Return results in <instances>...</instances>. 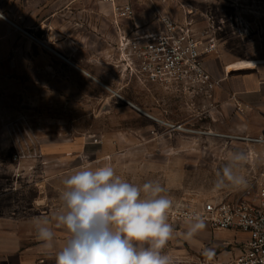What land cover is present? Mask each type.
Here are the masks:
<instances>
[{"label": "rangeland", "instance_id": "374dc122", "mask_svg": "<svg viewBox=\"0 0 264 264\" xmlns=\"http://www.w3.org/2000/svg\"><path fill=\"white\" fill-rule=\"evenodd\" d=\"M129 1L135 22H147L149 5ZM179 1L197 9L200 24L209 17L214 26L210 97L191 99L182 92L143 86L124 74L119 77L122 90L118 94L141 112L110 87L88 80L83 81V95L76 97L37 94L31 98L26 90L17 92L11 84L4 85L0 88V222L46 218L55 236L67 240L68 233L56 225L62 206L59 193L62 180L84 165L111 164L117 174L137 184L158 181L176 204L208 197L231 200L250 183L260 162L253 156L239 169L246 186L215 187L217 172L231 154L247 153L252 147L239 138L264 137V120L258 119L264 110L256 106L260 104L245 102L244 94L227 91L224 95L222 87L232 79H249L248 90H257L245 95L251 98L257 92L258 99L264 100V0L249 2L250 6L241 0ZM84 7L90 13L91 4ZM163 8L175 12L171 5ZM97 12L95 29H84L99 36L113 33L111 18L106 20L110 10L100 5ZM88 44L84 40V49ZM97 45L103 47L102 41ZM98 65L115 76L106 60ZM238 69L251 73L231 71ZM171 246L164 252L173 264H199L201 252L195 253L181 241Z\"/></svg>", "mask_w": 264, "mask_h": 264}, {"label": "crops", "instance_id": "0c3cea01", "mask_svg": "<svg viewBox=\"0 0 264 264\" xmlns=\"http://www.w3.org/2000/svg\"><path fill=\"white\" fill-rule=\"evenodd\" d=\"M89 3L90 13L84 7ZM100 5L110 10L109 6L98 4L94 0H0V88L11 84L12 89L16 87L17 92L26 90L32 93L31 98L37 94L42 98L47 94L76 97L83 95V81L88 80L110 87L107 89L124 101L118 94L122 90L119 77L124 76V73L119 74V68L123 69L124 64L114 47L115 35L112 32H103L99 36L93 34L92 29H84L86 26L95 29ZM106 18L110 22V14ZM14 25L28 30L36 41L21 35ZM86 39L89 43L88 49L83 47ZM100 40L103 43L101 48L97 45ZM102 58L109 66L112 64L110 69L115 76L99 67V62L105 61ZM116 64L119 68L115 67ZM204 65L208 71L212 70L209 57L205 58ZM250 73L241 71L238 74ZM228 82L222 87L224 95L227 91L244 94L241 97L245 102L252 100L260 104L256 105L257 108L260 106V111L264 110V100L258 99L257 92L251 98L245 95V92L257 90H248L249 79H232ZM125 102L137 108L129 99ZM262 116L264 114L258 117L259 121L264 120ZM34 220L0 222V264H47L49 260L55 261V253L61 245L63 247L66 240L55 236V247L52 250L43 248L37 238ZM172 225L174 236L166 247L170 249L176 241L185 243L195 253L201 252L199 264H204L202 259L232 261L241 253L248 239L242 232L214 231L207 225L193 237H188L186 232L189 224ZM209 249L214 255H206Z\"/></svg>", "mask_w": 264, "mask_h": 264}, {"label": "built area", "instance_id": "2783aa9c", "mask_svg": "<svg viewBox=\"0 0 264 264\" xmlns=\"http://www.w3.org/2000/svg\"><path fill=\"white\" fill-rule=\"evenodd\" d=\"M94 1L110 8L115 49L124 64L123 69L115 65L120 74L143 86L182 92L191 99L210 97L212 81L204 60L214 53L216 44L209 17L200 24L197 9L179 0H135L150 7L147 22L137 24L129 0ZM169 5L175 12L163 8ZM247 5L250 6L248 2ZM14 28L36 41L28 30L16 25ZM239 139L252 146L246 151L249 158L260 159L257 173L250 176V183L240 195L231 200L218 197L186 200L169 212V222L174 225L188 224V216L199 214L211 230L239 231L248 236L241 253L232 261L202 259L204 264H264V137Z\"/></svg>", "mask_w": 264, "mask_h": 264}, {"label": "clouds", "instance_id": "9594fccd", "mask_svg": "<svg viewBox=\"0 0 264 264\" xmlns=\"http://www.w3.org/2000/svg\"><path fill=\"white\" fill-rule=\"evenodd\" d=\"M248 160L247 153L233 152L217 172L215 187L246 186L239 169ZM62 184L55 219L68 238L55 253V264H173L164 249L174 236L169 212L178 205L158 181L131 182L106 163L84 165ZM187 219L188 237L206 226L199 214ZM34 227L42 247L52 250L55 232L49 221L35 218ZM206 255L214 253L209 249Z\"/></svg>", "mask_w": 264, "mask_h": 264}, {"label": "bare ground", "instance_id": "6f19581e", "mask_svg": "<svg viewBox=\"0 0 264 264\" xmlns=\"http://www.w3.org/2000/svg\"><path fill=\"white\" fill-rule=\"evenodd\" d=\"M239 70H241V69H238V70H234V71H239ZM228 71H230V70H228ZM232 72H233V70H231ZM123 99V98H122ZM142 112V111H141ZM145 114V113H144ZM147 115V114H146ZM148 116V115H147ZM154 119V118H153ZM156 120V119H155ZM158 121V120H157Z\"/></svg>", "mask_w": 264, "mask_h": 264}, {"label": "flooded vegetation", "instance_id": "af4514ba", "mask_svg": "<svg viewBox=\"0 0 264 264\" xmlns=\"http://www.w3.org/2000/svg\"><path fill=\"white\" fill-rule=\"evenodd\" d=\"M241 1H247L248 3L250 2V1H253V0H241ZM243 5H240V7H242Z\"/></svg>", "mask_w": 264, "mask_h": 264}, {"label": "water", "instance_id": "95a60500", "mask_svg": "<svg viewBox=\"0 0 264 264\" xmlns=\"http://www.w3.org/2000/svg\"><path fill=\"white\" fill-rule=\"evenodd\" d=\"M233 72L239 73V72H241V71H233ZM229 75H231V74H229Z\"/></svg>", "mask_w": 264, "mask_h": 264}]
</instances>
